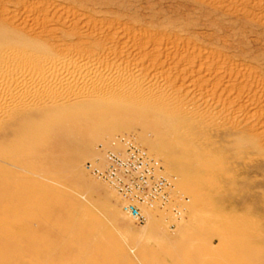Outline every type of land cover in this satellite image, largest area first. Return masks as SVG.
Here are the masks:
<instances>
[{"label": "rangeland", "instance_id": "1", "mask_svg": "<svg viewBox=\"0 0 264 264\" xmlns=\"http://www.w3.org/2000/svg\"><path fill=\"white\" fill-rule=\"evenodd\" d=\"M24 55L121 68L153 87L112 100L165 112L166 130L106 119L98 101L21 111L58 125L25 152L0 144V264H264V0H0V63ZM125 136L174 179L178 214L136 225L84 169ZM174 157L200 170L199 190Z\"/></svg>", "mask_w": 264, "mask_h": 264}, {"label": "bare ground", "instance_id": "2", "mask_svg": "<svg viewBox=\"0 0 264 264\" xmlns=\"http://www.w3.org/2000/svg\"><path fill=\"white\" fill-rule=\"evenodd\" d=\"M4 61L0 63V144L6 145L5 143H8V140L12 138L11 147L13 151L19 152L23 150L25 152V146L28 145L33 147L41 146L44 140L56 128V125H58L56 114L41 112V114L37 115L40 120L32 122L29 117L20 116L19 114H22L21 111L25 112L27 108L32 107L41 109L42 107L46 108V105L56 106L59 103H78L82 100L104 102L102 114L106 119L122 117L134 119L137 116L143 125L154 131L157 135L164 133L165 128L162 120L166 116L165 112L158 113L151 106L147 105L142 107L140 104L139 106L136 103L138 101H125L126 95L132 94L137 89L144 87L152 88L153 85H146L135 76H126L125 73H122L121 68L119 69L117 66L108 67L109 65H106L107 67H104L102 62L101 64L94 60L77 57L48 59L41 60L40 62L35 60L36 62H34V60L24 55L12 56L6 62ZM119 96H124L125 98H122L124 101L112 100ZM125 137L133 140L131 137ZM121 138L117 139L116 143L113 142V147L110 150L120 149ZM105 150L107 149H101L99 157L87 163L94 162L95 160H98L99 163L102 162V151ZM0 155L3 159L8 158L7 154L0 153ZM176 158L174 157L173 163L179 177L191 187L200 185V170L193 167H184L176 162ZM8 160L10 161V158ZM155 161L158 162L157 160ZM9 196V191L0 190V201L2 203L7 204ZM201 203L202 201H199V206L202 208V204L204 203L205 205V202ZM198 208L200 209V207ZM177 211H175V214H178ZM58 225L60 224L58 223ZM46 238L47 244L44 247V252H56L58 239L52 236L48 237V234ZM41 254H44L43 251H41ZM57 254L54 262L51 261V263L49 262L50 264H64V256L59 253ZM72 264H79L78 259H73Z\"/></svg>", "mask_w": 264, "mask_h": 264}, {"label": "built area", "instance_id": "3", "mask_svg": "<svg viewBox=\"0 0 264 264\" xmlns=\"http://www.w3.org/2000/svg\"><path fill=\"white\" fill-rule=\"evenodd\" d=\"M120 142V149L102 151V162L86 163L84 169L115 193L121 213L136 225L145 222L148 210L167 208L175 213V207H169L173 200L174 179L166 176L159 162L132 139L124 137Z\"/></svg>", "mask_w": 264, "mask_h": 264}]
</instances>
